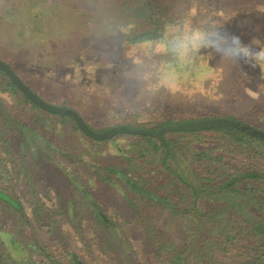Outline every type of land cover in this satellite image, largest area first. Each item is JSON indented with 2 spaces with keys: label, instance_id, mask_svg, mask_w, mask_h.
Here are the masks:
<instances>
[{
  "label": "trees",
  "instance_id": "trees-1",
  "mask_svg": "<svg viewBox=\"0 0 264 264\" xmlns=\"http://www.w3.org/2000/svg\"><path fill=\"white\" fill-rule=\"evenodd\" d=\"M243 12L245 16L250 13ZM162 35L163 31L148 32L135 36L128 44L155 42ZM261 45L262 43L259 46ZM259 49L261 50L260 47ZM243 61L241 59L236 62L238 69L233 68L236 63L222 66L227 72L224 97L230 95L229 101L234 102L246 96V88L241 86V76L249 71L246 64H242ZM10 68L13 71V67ZM120 68L123 69L122 66ZM233 69L238 72L237 76L229 75ZM104 76L112 84L116 79L130 84L122 80L121 74L108 72ZM262 78L264 79L263 76ZM0 82L11 95L20 96L25 105L46 114L49 119H58L61 124L72 122L76 133L91 139L72 117L48 113L31 103L1 68ZM166 96L168 98L163 103L169 106L184 102L174 101L168 96V92ZM107 97L112 98L113 93H106L100 99L104 101ZM260 100L264 101V91L261 92ZM250 107L254 105L251 104ZM260 109L264 112V103ZM165 119V122L151 128L123 127L157 132L164 127L197 121L192 119L175 122L168 117ZM14 124L22 132V144L15 150L16 153H21L18 163L22 164L29 155L33 157L35 153H39V148L50 153L48 156L40 154L43 159L50 158L55 151H61L29 126L19 122ZM249 127L262 135L248 133L237 127H211L167 131L160 136L117 134L116 136L133 138L126 147L114 137L104 140L116 145V158L107 163L99 161L88 168L94 173L98 183L107 185L120 195L136 216L134 225L142 229L143 234L149 236L145 238L151 242V246H148L141 240L140 252L133 254V260L129 264H264V132ZM31 139L34 140L33 143ZM13 158L16 156L13 155ZM2 159L0 179L6 180L13 177L11 173L15 168L9 170L6 159ZM82 187L80 185L81 189ZM87 197L90 201L86 200ZM0 200L5 206L18 210L20 217L34 228L37 221L39 229L44 231L42 225L48 223L42 217L41 203L36 207L28 202V209L25 211L19 201L4 190H0ZM80 200L83 205L87 204L95 226L110 237L118 236L115 239L118 250L127 253L129 249L134 252L132 240L125 241L120 234L125 225H133L131 222L122 221L102 210L89 192L86 196L82 195ZM58 207L53 212L50 211L52 215ZM59 211L67 220L72 212L77 217L80 213L78 207L69 201ZM174 232H179V241L166 245H160L161 240L153 241L161 233L165 235ZM48 249L49 244L40 238H36L32 244L24 245L14 235L0 230V264H91L70 247L57 251ZM103 257L109 258L111 264H118L109 252L103 254Z\"/></svg>",
  "mask_w": 264,
  "mask_h": 264
},
{
  "label": "rangeland",
  "instance_id": "rangeland-1",
  "mask_svg": "<svg viewBox=\"0 0 264 264\" xmlns=\"http://www.w3.org/2000/svg\"><path fill=\"white\" fill-rule=\"evenodd\" d=\"M95 1L96 5H101L99 0ZM156 1H161L162 5L167 6L169 10L175 6L179 7V14H185V20L189 23H192L191 16L198 10L194 6L191 7L190 12L186 10L190 0ZM199 1L202 3V6L218 7L220 9L235 7L241 9V11L250 12V15L251 10L260 9L262 11L264 8V0ZM114 2L117 1L112 0V3ZM8 4L11 12L15 9L19 12L26 9L27 12V8L30 5L32 6L31 9L40 10V7L43 6L48 8L50 2L47 0H14L12 4ZM16 4L19 5V8L15 6ZM91 5L93 6V4ZM185 10L186 12H183ZM5 13H7V10ZM218 14L220 13L211 12L208 14V17L218 16ZM252 16L255 19L256 13L252 12ZM3 19L4 21L0 27V36L12 37V32L15 29H11L12 24L8 23L6 17H3ZM20 19L27 22L31 18L27 14ZM25 19L27 20L25 21ZM261 20L264 19L262 18ZM242 24L244 26L237 23L230 30V33L246 31L245 35L250 36L251 32L248 28L250 19L248 17L244 18ZM13 25L17 26L19 22L15 21ZM203 26L208 28L207 25ZM119 29L120 27L115 26L101 27L99 24L98 30H102L104 33L98 32V36L112 35ZM202 30L206 29L202 28ZM251 31L253 32L252 29ZM130 39L127 40L126 44L128 46L135 45L128 44ZM249 47L253 51L260 50L259 47L252 44ZM260 48L264 49V44ZM19 50L23 54V58H18V55L21 54H17L16 52L13 53L15 55L13 56L6 45L0 44V61L12 66L20 80L29 86V89L43 101L77 112L85 123L95 131L101 132L117 126L151 128L165 122V118L168 117L170 118L169 120L175 122L192 119H236L264 132V112L260 109V106L264 103L263 100H260L261 92L264 91V79L262 78V76L264 77V66L257 65L251 61L242 62V64H246L249 71V73H244V75L246 74V79L241 84L242 87L246 88V96L234 102L228 100L230 95L221 97L217 101L214 100L215 98H205L203 96H210L212 92H219L215 90L217 87H214L213 82L207 83L206 78L211 76L210 70L202 69L201 66L189 70L186 65L178 64L179 72L175 73L166 64L158 67L155 61H148L147 65L144 64L148 75L136 85L131 83L124 84L119 82L118 79L113 84L107 79H103V82L100 81L101 83L105 82L106 87L113 93V97H107V100L103 101L100 99V95L93 96L97 100L95 103L98 106L96 104L95 106L94 102L91 106L88 103L78 104L81 110L85 108L86 110H90L91 113H89L76 111L75 108L68 106L63 98L48 96L51 90L39 79V73L34 72L31 68L27 69L25 64L22 67L18 65L21 62H25L27 58L26 50L24 52L22 49ZM226 60L232 62L231 59L227 58ZM226 60L220 65L221 67L226 66ZM233 68L238 69V63ZM154 71L157 73L156 79L154 78ZM237 73L233 69L229 75L237 76ZM99 84V81L96 80L94 87H99ZM64 91H66L63 94L65 97H72L73 91H70V89H65ZM166 92H168V96L174 99V101L184 100V102L178 105L173 103L174 105L170 106L164 104L163 100L167 97ZM83 99L87 100L84 95ZM52 100H55L56 104H53ZM76 100L77 98L74 99V101ZM251 104L254 107H250ZM98 107H105L106 110H104V113L97 112ZM107 107L109 108L108 110L112 111L111 114L107 110ZM14 122L25 124L30 129L39 132L46 140L51 141L54 148L61 149V151L51 152L50 158L43 159L40 154L48 156L50 153L48 154L45 150L39 148V153H35L33 157L29 155L28 159L24 160L22 164L18 163L17 161H20L19 155L21 153H16L15 150L22 144V132L16 128ZM114 139H119L117 140L119 141L118 143L126 147L131 143L133 138L116 136ZM31 141L32 143L34 142L33 139ZM117 152L116 145L109 143V141L94 142L76 133L73 130L72 122L61 124L58 119H49L46 114L33 110L22 102L20 96H13L7 92L3 83L0 82V160H3L2 158L6 159V165L9 170L13 167L15 168L11 173L13 177L6 180L0 179V190H4L15 197L25 211L28 209V202L34 204L36 207H39V203H41V207H43L41 210L43 213L42 217L48 223L42 225L44 227L43 231L39 229L38 223L35 221L36 228H34L33 225H30L20 217L18 210L5 206V203L0 200V230L14 235L24 245L32 244L36 238H40L49 244L48 250L57 251L70 247L80 255H83L91 264H111L109 258L103 257V254L107 252L111 253L112 259L118 264H129V261L133 260V254L140 252L141 240L148 246H151V242L145 238L149 236L144 235L142 229L134 225L136 216L124 203L120 195L107 185L98 183L96 176L88 168L99 161L105 163L113 161L116 158ZM13 155L16 156L15 159ZM69 177L71 180H69ZM80 185L83 186L82 189ZM88 192L102 210L111 216L120 218L122 221L128 220L133 224L125 225L120 234L125 238V241L132 240L134 252L129 249L127 253L118 250L115 245V239L117 240L118 236L110 237L101 228L93 224L90 217L91 212L88 210L87 204L86 206L83 205V202L80 200L82 195L86 196ZM86 200L90 201L88 197ZM68 201L69 203L73 202L78 207L80 213L77 217L72 212L70 219L68 218L67 220L59 211V208ZM56 206L59 207L52 215L51 212H53ZM178 234L179 232L165 235L161 233L160 237L157 239L153 238V241L161 240L160 245L170 244L181 239ZM36 253L41 255L40 252Z\"/></svg>",
  "mask_w": 264,
  "mask_h": 264
},
{
  "label": "crops",
  "instance_id": "crops-1",
  "mask_svg": "<svg viewBox=\"0 0 264 264\" xmlns=\"http://www.w3.org/2000/svg\"><path fill=\"white\" fill-rule=\"evenodd\" d=\"M47 1L50 2L48 8L43 6L40 10H34L30 5L27 12L26 9L22 12L16 9L11 12L8 3L12 4L14 0H0V27L4 21L3 17H6L8 23L12 24L11 29H15L12 37L0 36V44L6 45L13 56L15 52L21 54L19 49L23 52L26 50V61L18 65L22 67L25 64L27 69L31 68L39 73V79L52 91L48 95L63 98L66 104L76 111L91 113L86 108L81 110L78 104L88 103L91 106L94 102V105L98 106L93 96L101 97L111 93L105 82L101 83L106 79L104 76L106 73L121 74L123 81L136 85L148 75L144 67L148 61H155L158 67L166 64L175 73L179 72L178 64L186 65L189 70L201 66L202 69L211 72V76L206 78L207 83L213 82L214 87H217L215 90L219 91L212 92L210 96H203L215 98L214 100L217 101L226 94L224 91L226 71L220 65L227 59L222 57L223 48L227 45L221 47L220 53L212 48H202L181 56L171 50L168 42L171 35L177 34V30L182 32L185 28L202 27L210 31L215 27L226 29L230 33L237 23L244 26L242 22L245 15L241 9L212 8L202 6L199 0H190L186 10L190 12L192 6L198 10L191 16L192 23H189L185 20V14H179V7L175 6L169 10L161 1L156 0H113L117 1L114 3L112 0H99L101 5H96L95 0ZM18 4L15 6L19 8ZM4 10H7V13ZM211 12L220 14L208 17ZM252 12L256 13L255 19ZM27 14L31 19L27 22L22 21L20 18ZM245 17L250 18L248 28L251 35H245L246 31L231 34L238 36L244 45L263 46L264 36L260 34H264V20H261L264 19V8L262 11L251 10V15ZM15 21H18L19 25L14 26ZM99 24L101 27L115 26L120 29L112 35L99 37L98 32H103L98 30ZM203 25H207L208 28ZM157 31L164 33L158 41L131 46L126 44L131 37ZM22 55H18V58H23ZM227 61L226 63L233 64ZM120 66H123V69ZM13 71L15 72L14 68ZM156 75L154 71L155 79ZM245 79L243 73L241 82ZM96 80L100 83L99 87H94ZM65 89L73 91L71 98L63 95ZM83 95L87 100L83 99ZM76 98L77 100L74 101ZM53 102L56 104L55 100ZM104 110L105 107H98L96 111L104 113ZM108 111L111 114L112 111Z\"/></svg>",
  "mask_w": 264,
  "mask_h": 264
},
{
  "label": "water",
  "instance_id": "water-1",
  "mask_svg": "<svg viewBox=\"0 0 264 264\" xmlns=\"http://www.w3.org/2000/svg\"><path fill=\"white\" fill-rule=\"evenodd\" d=\"M0 68L5 72V74L8 76V78L11 80V82L16 85V87L29 99L31 103L36 104L44 111L64 116L68 115L72 117L78 127L91 139L98 140V141H104L111 139L115 137L117 134L122 133H129V134H144V135H152V136H160L163 132L167 131H183V130H200L204 128H211V127H237L241 130H244L245 132L256 134V135H262L256 130H253L249 126H247L244 123L237 122L232 119L228 118H217V119H201L197 121H188L176 126H168L160 129L157 132H152L150 130L146 129H131L123 126H117L112 127L106 131L103 132H96L92 129H90L83 118L75 111L70 110L65 107H60L56 105L49 104L45 101H43L41 98H39L34 92H32L31 89H29L21 80L20 78L12 71L10 66H8L6 63L0 61Z\"/></svg>",
  "mask_w": 264,
  "mask_h": 264
},
{
  "label": "clouds",
  "instance_id": "clouds-1",
  "mask_svg": "<svg viewBox=\"0 0 264 264\" xmlns=\"http://www.w3.org/2000/svg\"><path fill=\"white\" fill-rule=\"evenodd\" d=\"M223 45H227L223 48V58L231 59L233 63L243 59L264 66V49L253 51L249 46L242 44L238 36L227 32L226 29L214 27L208 31L200 28H185L182 32L177 30V34L172 35L168 42L171 50L181 56L202 48H212L220 53Z\"/></svg>",
  "mask_w": 264,
  "mask_h": 264
}]
</instances>
